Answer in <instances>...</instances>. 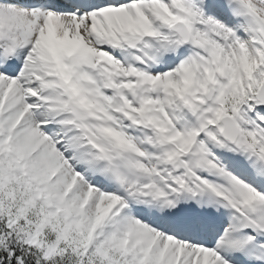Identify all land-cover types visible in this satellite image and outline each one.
<instances>
[{
  "label": "snow or ice",
  "instance_id": "6c2138e0",
  "mask_svg": "<svg viewBox=\"0 0 264 264\" xmlns=\"http://www.w3.org/2000/svg\"><path fill=\"white\" fill-rule=\"evenodd\" d=\"M0 264H264V0H0Z\"/></svg>",
  "mask_w": 264,
  "mask_h": 264
}]
</instances>
